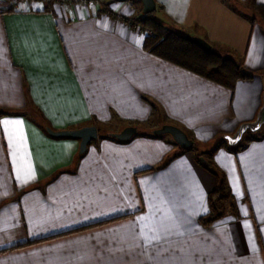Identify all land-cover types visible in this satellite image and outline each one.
<instances>
[{
  "label": "crops",
  "instance_id": "1",
  "mask_svg": "<svg viewBox=\"0 0 264 264\" xmlns=\"http://www.w3.org/2000/svg\"><path fill=\"white\" fill-rule=\"evenodd\" d=\"M249 1L155 0L160 22L242 60L253 76L231 91L144 51L129 22L139 0H0V264H264V134L235 151L224 138L263 99L264 28L233 10ZM37 111L53 130L137 131L119 141L98 129L80 154ZM163 124L200 145L217 138L234 210L209 227L198 219L215 176L151 134Z\"/></svg>",
  "mask_w": 264,
  "mask_h": 264
},
{
  "label": "trees",
  "instance_id": "2",
  "mask_svg": "<svg viewBox=\"0 0 264 264\" xmlns=\"http://www.w3.org/2000/svg\"><path fill=\"white\" fill-rule=\"evenodd\" d=\"M248 6L251 8L254 14L249 15L248 13L240 11L236 7H233V10L247 18L251 23L259 20L264 28V6L256 3L255 0H250ZM129 22L133 26L138 23L143 27H148L151 29L152 33L144 34L142 45L144 51L163 61L171 63L202 78L210 80L231 91H233L238 80L249 79L253 76L251 72L244 69L242 60H236L232 56L223 54L222 52L216 50L214 45L210 43L206 38H204L211 45V49L209 51H206L198 44L190 41L185 34H182L173 27L166 25L156 19L154 17V11L149 14H141L138 17L133 18ZM152 107L154 112L156 109L155 104L152 103ZM36 113L37 123L48 134L47 129L51 128V126L41 112L37 111ZM3 114L6 113L0 112V115ZM151 134L156 136L153 133V130L151 131ZM105 135L109 136L107 133ZM254 137L255 134L251 137H247L244 139L242 138L241 141L235 146H229L228 144H226V147L231 151L239 150L240 148H243ZM195 144V141H193L192 147L189 148H181L177 144L176 146L179 151H191L193 150ZM215 149L216 148L211 151H203L198 154L193 153L195 160L210 173H212L216 179L215 186L209 192L207 198L208 212L200 216L198 219L199 223L204 227H209L214 222L223 218L227 213L228 207L234 210L232 202V192L226 184L225 174L218 169L212 159V155L215 152ZM111 220L113 219L101 221L92 225L101 224ZM82 228H86V226L80 227L78 229ZM67 232L69 231H66L64 233ZM41 240L43 239H36L24 244L17 245L16 247L31 244Z\"/></svg>",
  "mask_w": 264,
  "mask_h": 264
},
{
  "label": "water",
  "instance_id": "3",
  "mask_svg": "<svg viewBox=\"0 0 264 264\" xmlns=\"http://www.w3.org/2000/svg\"><path fill=\"white\" fill-rule=\"evenodd\" d=\"M143 5V13L149 14L156 9L155 0H139ZM187 38L201 46L206 51L211 49V45L208 41L200 36L186 35ZM264 124V92L262 104L256 114V117L249 122L241 123L236 131L231 135H225L224 138L229 146H235L241 141L243 135L247 131L256 132ZM137 131L134 126H126L118 132H109V136L115 138L119 141L129 140ZM47 132L54 137H66L78 139L79 153L82 154L86 151L88 144L97 139L98 130L94 125H87L77 129H62L53 130L51 128L47 129ZM153 133L156 135L169 134L175 143L181 148H189L193 145V140L188 137V135L179 127L172 124H163L161 127L154 129Z\"/></svg>",
  "mask_w": 264,
  "mask_h": 264
},
{
  "label": "rangeland",
  "instance_id": "4",
  "mask_svg": "<svg viewBox=\"0 0 264 264\" xmlns=\"http://www.w3.org/2000/svg\"><path fill=\"white\" fill-rule=\"evenodd\" d=\"M16 1H18V0H16ZM24 1V0H23ZM54 1H56L57 2V0H54ZM104 1L105 0H85L84 2H76V1H73V2H65V4H67V5H72V4H76V5H90V6H95V7H99V9H102L103 8V5H104ZM134 2H137L138 0H133ZM59 3H64V2H61V0H59L58 1ZM247 8H245V7H242L243 8V10L246 12V13H248L249 15H252V14H254V12L251 10V8L250 7H248V5L246 6ZM245 8V9H244ZM155 11H154V17L157 19V16L155 15ZM132 20V19H131ZM136 26H137V29H138V31L140 32V33H142V34H150V33H152V31H151V29L150 28H148V27H143L142 25H140V24H136ZM172 27V26H171ZM174 28V27H173ZM174 29H176V28H174ZM177 30V29H176ZM179 32H181V31H179ZM182 34H184L183 32H181ZM216 50H218V51H220L221 52V50L220 49H218V48H215ZM223 54H225V53H223ZM226 55H229V54H226ZM231 56V55H230ZM22 113L23 114H25V116H26V111H22ZM257 114V113H256ZM255 117H256V115H255ZM254 117V118H255ZM161 124H162V122H161ZM162 125H159V126H157V128H159V127H161ZM116 126H114V125H110L109 127H103V126H101V125H99L98 126V129H99V131H100V136L101 135H105L106 134V132H107V134L109 135V132L107 131V130H116ZM157 128H155V129H157ZM97 129V130H98ZM140 129H142V128H140L139 127V129L138 130H140ZM152 130H154V129H152ZM151 130V131H152ZM110 132H115V131H110ZM255 134V136H258V135H262V134H264V124L261 126V128L259 129V130H257L256 132H251V131H247L245 134H244V136H243V139L244 138H247V137H251L252 135H254ZM164 135H166V137H171L169 134H164ZM163 135V136H164ZM78 140V139H77ZM216 140H217V138H215L214 140H213V142H211V143H205V145H200L198 142H196V144H195V146L193 147V150H191L190 152H192V153H200V152H203V151H211V150H213L214 149V147L216 146V144H217V142H216ZM93 141V140H92ZM226 144H227V142H226ZM192 147V146H191ZM228 211V210H227Z\"/></svg>",
  "mask_w": 264,
  "mask_h": 264
},
{
  "label": "built area",
  "instance_id": "5",
  "mask_svg": "<svg viewBox=\"0 0 264 264\" xmlns=\"http://www.w3.org/2000/svg\"><path fill=\"white\" fill-rule=\"evenodd\" d=\"M59 0H57L58 2ZM73 1H76V2H84L85 0H61V2H64V3H60V4H65V2H73ZM59 3V2H58Z\"/></svg>",
  "mask_w": 264,
  "mask_h": 264
}]
</instances>
